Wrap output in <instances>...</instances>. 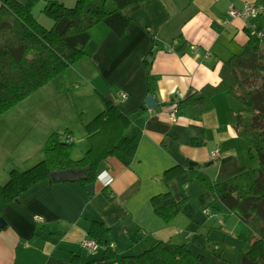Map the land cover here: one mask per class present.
<instances>
[{
    "label": "crops",
    "instance_id": "0c3cea01",
    "mask_svg": "<svg viewBox=\"0 0 264 264\" xmlns=\"http://www.w3.org/2000/svg\"><path fill=\"white\" fill-rule=\"evenodd\" d=\"M18 1H29L39 19L43 7L54 0ZM94 2L113 8L110 0ZM245 2L264 7V0L130 4L123 8L130 21L122 35L95 24L81 59L0 115V185L12 166L28 168L44 158L40 150L53 131L66 130L71 138L77 133L85 141L83 148L74 145L55 159L63 163L80 158L89 146L81 121H90L104 109V96L130 114L127 135L139 130L128 166L112 155L100 164L96 176L108 173V186L96 177L90 193L78 181L45 178L9 201L1 214L7 225L0 230V264H72L71 254L81 261L99 258L102 249L91 253L80 245L91 220L108 227L106 241L117 252L136 251L140 238L147 240L145 248L154 239L192 240L207 251H218L224 264H240L249 229L196 179V173H205L221 181L256 166V158L249 157L245 141L227 119V109L238 103L215 93L209 110L200 111L193 103L178 114L168 102L206 84L216 85L223 61L248 44L251 27L264 35V13L219 22L228 9H239ZM148 74L155 80V109L144 103ZM170 111L175 121L168 117ZM214 150L218 154L212 157ZM170 201L179 208L165 220L158 208Z\"/></svg>",
    "mask_w": 264,
    "mask_h": 264
},
{
    "label": "trees",
    "instance_id": "16d2710c",
    "mask_svg": "<svg viewBox=\"0 0 264 264\" xmlns=\"http://www.w3.org/2000/svg\"><path fill=\"white\" fill-rule=\"evenodd\" d=\"M110 1L113 4L111 9L94 0H75L72 5L51 1L42 9L43 16L50 23L43 24L34 16L29 1L2 0L0 115L81 59L85 55L84 46L90 39V30L95 24L101 22L122 35L130 21L123 8L144 0ZM218 74L219 82L216 85L206 84L183 99L171 98L168 104L173 105L176 113L183 114L184 108L193 103L199 105L200 111L209 110L211 96L215 93H224L237 101V105L227 109V119L237 135L245 141L249 157L256 158V166L221 181H213L205 173H196V179L249 229V235L240 248V264H264V35L261 39L250 37L240 53L223 61ZM147 85L148 93H153L155 80L149 74ZM103 100L105 106L100 113L88 122L81 121L89 146L80 158L68 159L60 164L61 160L57 161L55 155L65 154L67 148L75 143L68 131H53L40 150L44 155L42 160L28 168H10L6 182L0 185V217L9 201L34 182L49 179L51 170L87 166L85 177L77 180L87 185L96 179L98 168L108 155L129 165L139 130L135 128L131 135H127L125 131L131 124L130 114H123L105 96ZM139 111L134 114H139ZM189 169L193 171V168ZM178 208L179 203L170 201L160 210L158 208V212L168 220ZM108 230L102 221L91 220L84 238L93 239L101 245L102 254L87 261H81L79 255L71 254L70 262L224 264L218 251H207L203 245L192 240L173 243L154 239L141 251L117 252L113 249L114 244L106 241Z\"/></svg>",
    "mask_w": 264,
    "mask_h": 264
},
{
    "label": "built area",
    "instance_id": "2783aa9c",
    "mask_svg": "<svg viewBox=\"0 0 264 264\" xmlns=\"http://www.w3.org/2000/svg\"><path fill=\"white\" fill-rule=\"evenodd\" d=\"M264 13V7L262 5H254L251 3H247L245 2L243 4V6L239 9L237 8H230L227 10L226 14V18L221 22V24L227 23L228 19L230 18H235V17H239L242 19H249V18H256L259 14ZM249 37L252 38H257V39H261L263 37V33L261 30L255 28V27H251L249 30ZM168 117L172 120L175 121L176 120V116L175 113L173 111L169 112ZM218 154L217 150H214L213 152H211V156L215 157ZM97 178L99 179L100 183L102 185H104L105 187L108 186L111 181H112V177L104 172V173H100ZM38 220V219H36ZM81 247L86 249L87 251L93 253L96 252L97 250L101 249L102 246L99 245L97 242H95L93 239H88V238H83L81 240L80 243ZM112 244H110L111 246Z\"/></svg>",
    "mask_w": 264,
    "mask_h": 264
},
{
    "label": "water",
    "instance_id": "95a60500",
    "mask_svg": "<svg viewBox=\"0 0 264 264\" xmlns=\"http://www.w3.org/2000/svg\"><path fill=\"white\" fill-rule=\"evenodd\" d=\"M145 105L150 109H155L157 107V101L153 97L151 93H148L144 99ZM194 163L189 162V166H193ZM88 167H73L67 169H55L49 172V179L53 182H61V181H77L79 179H83L85 177V171ZM94 183H88L85 185V188L90 193L93 192ZM7 225L5 219L1 216L0 217V230L5 228Z\"/></svg>",
    "mask_w": 264,
    "mask_h": 264
},
{
    "label": "rangeland",
    "instance_id": "374dc122",
    "mask_svg": "<svg viewBox=\"0 0 264 264\" xmlns=\"http://www.w3.org/2000/svg\"><path fill=\"white\" fill-rule=\"evenodd\" d=\"M44 17V18H43ZM46 16H42V17H40L38 20L40 21V22H42L43 24H47V22H46V20H44V19H48L47 17L45 18ZM235 102H236V100H235ZM61 131H63V130H61ZM126 133H130L131 132V129L128 127L127 129H126V131H125ZM74 140V143H75V146L77 147V149L79 148V149H81V148H83V146H84V143H85V141L84 140H82V138H80V135H78L77 133L76 134H73V137H72ZM87 141V140H86ZM88 142V141H87ZM65 161V160H64ZM60 164H63V163H60ZM58 165V164H57ZM98 176V175H97ZM96 176V177H97ZM105 187V186H104ZM234 222H236L235 220H234ZM232 223L230 222V224H229V226H226L225 228H227L228 230H231V228L232 227H230V225H231ZM246 226V225H245ZM229 227V228H228ZM146 244H147V240H143V239H141L140 238V240H137V242L135 243V250L136 251H140V250H142L143 248H145V246H146ZM233 262V263H232ZM231 263L232 264H235V262L234 261H232Z\"/></svg>",
    "mask_w": 264,
    "mask_h": 264
},
{
    "label": "bare ground",
    "instance_id": "6f19581e",
    "mask_svg": "<svg viewBox=\"0 0 264 264\" xmlns=\"http://www.w3.org/2000/svg\"><path fill=\"white\" fill-rule=\"evenodd\" d=\"M251 233V232H250ZM216 248V247H215ZM216 249H218V248H216ZM225 262V261H224Z\"/></svg>",
    "mask_w": 264,
    "mask_h": 264
}]
</instances>
